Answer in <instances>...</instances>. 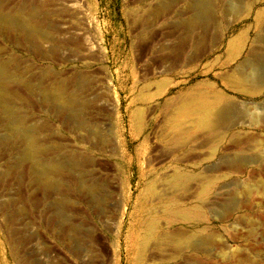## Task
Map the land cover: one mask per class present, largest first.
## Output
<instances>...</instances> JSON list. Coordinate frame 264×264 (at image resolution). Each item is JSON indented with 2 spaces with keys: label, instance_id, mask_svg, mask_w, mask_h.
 <instances>
[{
  "label": "rangeland",
  "instance_id": "rangeland-1",
  "mask_svg": "<svg viewBox=\"0 0 264 264\" xmlns=\"http://www.w3.org/2000/svg\"><path fill=\"white\" fill-rule=\"evenodd\" d=\"M0 2L6 13L23 7L36 12L41 28L52 33V43L41 40L35 49L23 34L0 31V63L5 62L17 77L11 87L19 98L17 108L26 124L38 131L40 146L49 148L45 159L63 166L70 161L79 168V172L64 170L58 175L56 181L64 187L60 191H44L26 166L18 167L19 147L2 142L6 129L0 123V264H191L195 260L264 264V132L258 128L264 122L251 129L249 118L240 121L243 125L232 131L238 138L227 142L223 146L227 151L211 161L201 158L210 152L208 136L193 138L182 147L170 141L177 134L170 124L175 105L191 87L205 90V84L212 83L241 110L249 108L253 113L257 108L264 115V94L246 96L227 87L250 49L264 48L255 43L258 30L254 25L264 0L245 18L216 13L215 23L199 27L191 35L176 24L191 18V0ZM242 31L248 38L243 53L226 63L227 43ZM52 85H60L76 99L83 128L44 102L42 90ZM137 114L139 128L134 124ZM239 131L250 134L243 136ZM236 152L260 157L240 172L223 170L219 160ZM193 164H199L197 171L214 166L222 169L223 179L209 199L234 196L245 206L228 214L225 222L207 211L218 244L232 259L218 255L220 246L208 258L198 252L190 257L180 255L176 237L163 229V223L156 238L145 241L140 235L138 222L144 208L198 200L200 184L188 180V190L178 191L166 178L174 166L189 168ZM82 180L93 186L96 198L80 187ZM244 184L247 190L240 188ZM243 190L252 194L250 199ZM55 204L67 213V220L57 215ZM245 215L255 221L253 229L240 223ZM143 243L144 250L138 255Z\"/></svg>",
  "mask_w": 264,
  "mask_h": 264
},
{
  "label": "bare ground",
  "instance_id": "bare-ground-1",
  "mask_svg": "<svg viewBox=\"0 0 264 264\" xmlns=\"http://www.w3.org/2000/svg\"><path fill=\"white\" fill-rule=\"evenodd\" d=\"M218 1L221 3V7L219 8L217 6L216 0H191V18H188V20H179L178 22L176 21L177 23H175L179 24L178 26H184L191 35V33L197 28L202 26L206 27L215 23V20L218 18V16L215 18L216 13L220 14L222 17L228 16L230 14H234L239 18H245L249 16L254 5L260 0ZM189 16L190 15L188 14V17ZM38 17L36 12H27L25 7L20 8V10L15 13H6L2 7V3L0 2V31H9L12 33L23 34L27 42L35 49L40 46L39 41L41 40L44 42H53V36L50 29L46 30L41 28L42 26H40L38 23ZM41 22L44 23L43 21ZM254 25L258 30L255 43L264 44V8L256 13ZM247 39L248 38L245 35V32L242 31L228 41L227 51L224 55L226 63L234 62L242 55L244 49L243 47L247 43ZM179 47L181 48V46ZM226 63L223 66H225ZM165 70L168 71V69ZM235 71H233L235 72L233 73L234 76L229 77L232 78V80L231 82L227 83L228 89L246 96L254 97L263 95L264 48L262 49V45L261 48H258L257 46L251 48L248 53V58L239 63V66L235 69ZM224 78L226 80V77ZM16 82L17 77L9 71L5 62L0 63V123L6 129V133L2 138V142L5 145L9 142L15 143L16 146L18 145V167L26 166L30 176L39 187L43 188L44 191L46 190L51 193L52 191H60L63 186L61 185L62 182H60V184L56 181L58 175H60L64 170L68 172H74L78 171L79 168L76 165L71 164L70 161L68 165L64 164L65 166H63L58 164L60 162L55 163L45 159L47 155L46 153L50 152V150L48 152L49 148L44 149L45 147L43 148L40 146V136L38 131L26 124L25 117L17 108V101L19 98L14 94L11 88ZM205 85L207 86L205 90L191 87L181 94L182 97L179 96L181 99L179 103L175 105L176 107L174 106V114L170 119V124L177 134L175 135V138L172 136L170 141H173L175 147H182L193 138L199 136L201 137L202 135L208 136V138H206V142L211 145L210 152L207 158H201L211 161L217 158L221 152L227 151L224 149L225 147L223 148L227 142L229 143L230 141L232 143V139L238 138V136H235L232 131L238 129L240 125H243L240 123V121H244L245 119L249 118L250 123H252L249 125V127L254 129L256 126L264 122V115H261V112L259 115V113H257L259 112L257 108H255L256 112L253 113L250 112L249 108H247L248 110H241L239 104H236L234 100L232 101V99L230 100V96L228 95V97L226 93L216 90L214 84L211 83ZM25 86L28 89L32 88V85L27 83ZM161 86L165 87V82ZM161 86L160 88L162 89ZM63 89L60 85H52V87H49V89H46L45 87V90H42V98L44 102L48 103L49 105L56 106L60 113L64 114L66 119L76 127L83 128L84 121L80 117L81 110L78 107L76 99L69 97L65 92V89ZM140 98L141 100H145L146 96L140 95ZM140 123L141 117L139 114H137L134 116V124L137 128H139ZM258 128L264 132V126L259 125ZM236 133L237 131L235 134ZM238 133H241L243 136L247 137L250 134L242 131H239ZM242 140H244V138H242ZM242 140L240 141L243 142ZM261 140L263 141L262 138ZM233 144L239 145V140H234ZM245 153L236 152L233 155L230 154L223 156L219 160V162L222 164L221 166L223 167V170L225 169L229 172H240V169L242 171L243 168L245 169V167H248L251 164L253 165V163H256V160L260 157L247 156ZM197 168H199V164H193L192 167L189 168L176 165L172 169L171 173L166 176V178L168 182L167 184H170L172 188H175L178 191H185L186 189L188 190L187 183L191 180H194L198 185L200 184L201 193L199 192L198 200L192 202L191 204H186L182 200H174L170 203L160 206V208L155 206L144 208L142 210L141 218L138 222V227L140 228V235L143 236L142 238H144L145 241H148L152 238H156L160 231L161 223H163V229L171 231V233H173L172 235L176 237V242L174 244L180 255H187L190 257L189 255L192 253H199L206 255V258H208L207 254L212 252L215 246H220V244H218V236L216 232L212 231L213 229L210 225L209 214L207 211L210 213H215L221 222H225L226 218L229 217L228 214L244 210L245 206L242 205L238 198H235L234 196L220 198V196L217 195L212 200L209 199L216 186L220 183L221 179H223L222 174H219V171L222 169L219 166H214L211 167V169H205V171H197ZM258 184H262V182H259ZM79 185L82 189L88 190L92 196H96L93 186L89 187L84 180H82ZM247 186L244 184L240 188L247 190ZM245 190H243V193H245ZM246 193L249 192L246 191ZM246 193L244 195L245 198H251L252 194L248 196L249 194L247 195ZM56 205L57 204H55L57 215L60 218L67 220V213L64 212L59 204L57 206ZM240 221V223L250 226V228L253 229L252 226L253 222L255 221L250 219L249 216L247 217L245 215L240 217ZM144 247L145 243L139 247L138 255H141ZM220 249L221 250H219L218 254L220 257L223 259L233 258V256L230 257V254L228 255V253L225 252L223 247ZM179 258L180 257H178V259ZM196 259H198V256H196ZM191 262L193 261L191 260ZM204 262L205 261L200 262L195 260L191 264H205Z\"/></svg>",
  "mask_w": 264,
  "mask_h": 264
}]
</instances>
